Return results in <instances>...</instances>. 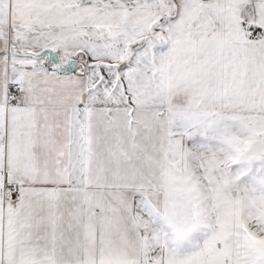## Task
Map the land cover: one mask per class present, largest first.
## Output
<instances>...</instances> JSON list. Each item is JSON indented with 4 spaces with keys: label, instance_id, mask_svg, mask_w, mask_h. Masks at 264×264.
I'll return each mask as SVG.
<instances>
[{
    "label": "snow or ice",
    "instance_id": "snow-or-ice-1",
    "mask_svg": "<svg viewBox=\"0 0 264 264\" xmlns=\"http://www.w3.org/2000/svg\"><path fill=\"white\" fill-rule=\"evenodd\" d=\"M0 264H264V0H0Z\"/></svg>",
    "mask_w": 264,
    "mask_h": 264
}]
</instances>
